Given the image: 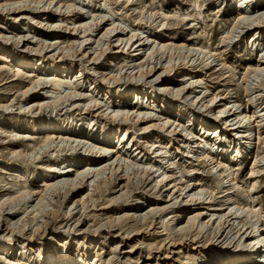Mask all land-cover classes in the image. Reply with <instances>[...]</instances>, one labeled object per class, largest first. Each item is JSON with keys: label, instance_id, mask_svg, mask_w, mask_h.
<instances>
[{"label": "rangeland", "instance_id": "obj_1", "mask_svg": "<svg viewBox=\"0 0 264 264\" xmlns=\"http://www.w3.org/2000/svg\"><path fill=\"white\" fill-rule=\"evenodd\" d=\"M19 1L21 0H0V32L4 31V33H6V36L8 38H14L16 34H19V36L29 35L28 37L29 39L31 37H35L32 39L35 41L42 39L45 40V38L47 37H59V36L61 37L60 40L62 41L69 39L70 41H74L75 37H79V38L82 37V34L79 33H74L75 37L69 35L70 32L73 34L72 28L74 26V23H76L77 25L83 22L92 23L93 22L92 15L98 16L99 21L100 22L102 21L101 27L97 30L96 35L95 34L93 35V37L96 40H99L108 28L110 27L118 28V31L113 33L111 38H108L106 41H101V43L103 45L102 51L108 50L110 48V51L108 50L106 52L107 53L105 54L106 56L108 55L110 57V53L113 54L115 52H119L118 56L120 55V57L115 61H112L113 73L111 75L114 76L117 75L118 77L120 73V76L123 78L121 81V85L127 83L128 79L125 77L128 75H135L139 77L140 72H138L139 71L138 67L140 64L151 62L148 56L149 53L154 48L155 42L156 41L157 43L160 42L159 36H162V38L165 39H169L175 44H185L191 47L195 43L202 45L204 42L203 33L204 32L207 33V37L210 40V47L215 50V53L222 56V60L226 63L228 67L227 69L222 68L221 66H219V62H217V60L212 59L211 60L213 61L212 65L205 68L202 67L201 70L199 68H195L190 71L184 70L185 72L184 71L181 72L179 70L176 72L173 71L170 75H168V77L164 76L162 79L157 80V77L164 71V63L166 62L167 59V56H165L162 59L163 64L156 65V72L158 71L156 74L155 73L148 74L146 78L142 80L141 78L140 79L136 78L137 80H133L130 82L129 86L130 87L137 86L143 91L142 94H145L146 93L145 90H148L149 92L148 97H152L150 95V92L155 91V89H157L161 93L158 98L159 100L158 99L156 100L157 105L159 104V101L161 102L159 108L153 107L154 105H150L151 104L150 102L153 101V99H150L148 103L145 102L146 101L145 99L138 102L141 108L148 110V112L149 111L153 112L152 115H148L149 117L147 116L146 119L143 120V122L141 121L140 123H135V122L128 123V125L131 127L130 135L135 137L136 138L135 142H139L140 144L143 143L144 139L152 138L157 130L156 128L155 129L152 128L154 130L150 128L151 130L149 129L148 130L149 132L148 131L146 132L144 130L141 131V129L147 126H151L153 123L159 124L160 121H157L158 119L155 120L156 119L155 116L160 119V117L162 116L160 112L163 111L164 113L165 111L163 106L165 96L163 95L164 93L162 92V90L165 88L164 84L166 83L165 82L166 79L171 78L172 82L174 81L176 86H179L183 82H187V81L196 82L198 80H202L203 83L200 84L195 83L192 85H188L187 87H189V89L195 88L196 93L199 92L201 93L203 91L205 93V96L212 95L213 97H217V106H222V105L231 106L234 104L241 105V107L243 106L242 108H240L242 110L239 109L237 110V107H234L235 109L232 108L233 112L235 111V113H239L243 111L244 105L247 103L248 100L247 94L244 91L245 89H243V87L241 86L242 77L245 74V72H247L249 69L256 68L260 56L261 55L264 56L263 46H260L258 48L254 46L252 49V46L249 43L251 41L252 32L248 33L243 40H241L240 38H236L227 50L223 49L222 44H220V39L234 27L236 21L241 17L240 12L233 6L230 0L220 1V4L223 5V9L221 10L220 13H218L219 12L218 6L220 5V4L218 5V0H129L128 3L126 2V0H74V8L72 9V13L65 15L66 17L65 20L66 19L69 20L70 26L67 29L68 31H66L64 34L62 33L61 35L55 34L56 32H52V30L50 31L48 30L50 21H55V20L58 21L60 20L61 17H57L54 20L47 19V17H42L43 8L40 10V15L37 16L36 19H33V21L26 18L21 22H17L16 24H13L11 20L12 16H6L7 13L6 9H9L10 5L15 4L16 2ZM46 1L47 0H44V2ZM53 1L54 3L51 6V9L55 6V4L58 1H61L59 3L61 6L63 4H66V0H53ZM6 5L7 7H5ZM255 6L256 5H253L252 8H250V10L248 11L250 13L255 12L256 11ZM51 9L49 11H51ZM55 10L56 7L53 8V11ZM157 11L158 12L160 11V13H163L166 16L170 17L169 18L170 26H168L167 28L160 27L158 24L159 23L158 17H155L153 19H148L150 13L153 14L156 13ZM91 12H93V14ZM141 12L142 15H140ZM34 13H38V12L35 11ZM48 15L50 18L51 16L50 12ZM120 28L124 29L125 31L124 32L121 31ZM132 29L140 30V31L136 33V35L138 36L132 40L129 46H127L125 42L121 43L117 41L118 37L130 38L131 35L133 34L131 31ZM49 33L51 34L50 36H48ZM141 38H143V40L145 41V45H147L142 47L144 48L143 50L141 48H137L136 45L137 40ZM261 40L264 42V38ZM10 42L8 43V46H11L13 49L17 50L20 53L22 52L21 47L17 48L15 47L12 41ZM88 43L90 44V46L94 45L93 41ZM88 43L85 48H87L90 51L89 49L90 46ZM94 46H96V44ZM94 46L93 48H95ZM135 49L136 50L139 49V51H134ZM52 50L53 49L47 50V53L50 52L51 54H53L54 52H51ZM93 51L91 53H93ZM185 51L177 50V49L174 50V52L172 53L173 63H175L176 65H180L181 63H184L182 62L183 61L182 59H185V63H187L188 66L193 65L194 67H197L199 63L198 62L191 63L190 60L191 57L189 56V54H186ZM158 54H156L157 59L160 57L158 56ZM193 55H196V58H198L200 54L193 53ZM46 56H48V54ZM93 56L94 55H92L91 58H93ZM87 57H89V55ZM186 57L189 58L186 60ZM6 59L8 58L2 56V54L0 53V203L6 201V199H9L10 197L11 198L13 197L14 199L16 196L17 198L18 192L20 190H24L26 187H28L34 193V197L29 199L26 203L17 201L15 203L16 205H8L7 207L5 206L4 207L5 209H3V211L1 212L0 239L2 240L8 239L10 235L8 234V231L5 230L7 229L8 225L9 226L11 225V227L19 228L14 233L15 235L17 234L16 235L18 236L17 238L18 239L25 238L27 239V241L25 243H22L21 240H18L17 242L13 243L11 247H8V249L7 248L0 249V264H14V263L37 264V261L41 259V257H39V254L37 253L38 245L43 243L45 251H48L49 249L59 248V245H57L59 241L63 243L68 242V247H69L68 249H70L72 253L75 252L80 245L83 246L81 248L83 249L82 254L87 249L90 251L93 248L96 250L98 248L100 249L103 248V250L101 251L103 256L102 264H106L105 263L106 261H111L112 263L110 264H137L138 262L137 260L138 258H140L139 252L141 249L145 251L144 253H142V257L144 256L146 258L140 259L139 264H166V263L171 264V258H169L168 262L165 261V255H163L164 254L163 251L164 248L169 247L168 243L171 240L177 241L178 237L177 235L171 236L170 231H164L165 227H163V224H161L162 221L161 219H159L161 214H158L156 216L157 217L156 222L158 224L156 223L150 228H147V226H145L144 228H146L147 230L143 228L142 232H144L143 234L144 237L139 235L138 237L133 238L134 234L128 235V239H126V242L120 245L119 249L121 250H119V252L116 251L112 253V248L119 245V243L121 242V238H119V234L121 233L120 235H122L128 230H132L136 228L137 221H133L132 219L128 220L127 216L134 215V217L136 216L149 217L150 213L153 212V210L161 209L163 207H168L169 205L174 203V200L169 203L164 202V201H168L170 198L165 199L163 202H159L158 197L151 195L152 193H154V190H152L151 185L148 186V183L150 181H147L146 183L145 178L144 179L142 178L141 183H138L137 181H139L138 179L140 177L133 175L131 176V183H130V185L132 186L129 187L131 194L129 193V195H127L129 196L127 200H126L127 196H125V198L123 196H122L123 198L121 197V194H123V192L126 190H122V187L113 188L112 186L107 192L103 194L99 193L100 190L99 192L94 191L96 186H94L95 188L94 189L92 188L91 190H89L88 188L87 190H85L86 187L85 186L78 193L74 194L73 196L72 195L69 196L68 199H64L62 197L59 200V205H58L59 206L58 209H60L59 211L60 218L55 222H52L53 220H49L48 225L50 226H46L47 227L46 228L43 225L40 228V233L37 234L35 238H33L31 241L30 235L34 234L36 228L33 229V227H35L37 224V221L34 220L35 214L32 213H35V211L40 209V207L43 204H46L48 200L47 197L43 203H38L39 201L37 198V195L40 194L39 193L40 190L42 189V187H44V184L41 182L42 179L40 174H42L44 170L47 168L48 166L47 161L52 155L61 156L64 155L65 152L68 153L66 155H72V154L73 155L80 154L82 156L86 155V153H84L83 151L84 149L80 148L81 146L78 147L75 150V152L73 150L69 152L66 150L59 151L57 149H55L51 153L48 152V150L38 151L36 142L39 140V138L42 135L38 136V138L37 136L34 137L33 136L34 131L42 132L43 129H41L40 126L38 125L41 123H47L51 118L53 119L55 118L58 122H62L65 119L67 120L68 118H72L74 121L73 126L75 127L77 125L79 128V126L82 125L81 132L83 131L85 135L86 133H89L91 129H93V126L90 125L92 124L90 122V118L97 117L98 119H101V116H103L102 111L105 108L103 110L94 108L89 112H87L81 110L83 108V106L81 105L84 100L82 98H75L72 99L69 103H65L64 105L57 107V109L55 110L43 109L39 111L38 109H36V107L34 109L33 107L34 104L45 99L42 98L40 95L43 96L45 95L44 97L51 96L50 94H47L48 96H46L45 94V91L49 89L48 88L46 90L37 89L31 91L28 94H25V90H27L28 87L27 85L28 81L22 78L20 79L13 77L12 73H10L7 67H2L4 66L6 61L7 62L9 61ZM102 60L103 59H101L99 63ZM75 62H77L78 69L81 68L80 67L81 64L88 66L89 69L87 70V73H91L90 75L94 77L96 75L95 78H99L102 75V72L105 73L106 71L107 74L111 72V68L107 70L101 69V65H99V63L97 64L95 63L94 65H92V62L89 63V58L84 59L83 62L82 61L80 62L79 59L75 60ZM155 63L157 64L156 61L154 62V64ZM132 66L135 67V70L134 69L132 70L133 68ZM188 66L185 67V69L188 68ZM149 70L150 67L146 66L145 71L149 72ZM43 73L46 72L44 71ZM254 86H256V84ZM113 87H116V85H114ZM189 89H187V91ZM132 92H135V90H133ZM256 92H258L256 96L255 95L252 96V97L258 96L256 98L257 104L253 105V109H255L256 112L259 111L258 116H260L263 114V112L260 113V110L264 109V90L262 87H258ZM189 93L188 94L191 95V97L195 95L192 94V90ZM131 95L132 93L129 96H126V98L130 101L131 106L134 107L136 105L135 104L136 100H135V96L131 98ZM203 95L204 94H202L201 97ZM184 97L186 98V96ZM185 98L177 99V100L176 98H174L173 99L174 101L170 109H172L173 111H178L182 108V104L184 105L186 102L188 104L189 103L192 104L190 98L187 99ZM117 99L118 98H116L114 101L116 102ZM131 99L133 100L131 101ZM200 99L195 103L196 105L195 104L190 105L192 109L195 105L194 111L196 112V114L193 117L195 124L192 125L191 127L194 136H189L188 138L189 142H191L190 146L193 147V153L190 154L191 158H187L188 154L186 152L183 153L185 149L186 151L189 149L188 148L189 143H185V140H183V138L181 137V133L183 136L185 135V132H180V134L176 133L177 135H175V133L173 135L172 134L170 135L168 131H171L173 128H169L168 131L163 132L162 138H164L163 139L164 141L162 140V143H157L155 148L148 150L146 152V156L143 155L137 156L138 162L148 163L150 162V159H154L155 161H157L156 163H158L160 162V157L158 155H161L160 153L164 152V154L162 153L163 156L174 157L176 158L175 159L176 164L182 165L183 171L176 170V174L174 178H177L178 179L177 182L180 183V185L183 186L184 188L187 187L188 185L190 186V188L187 189L186 192L198 191L200 188L212 191V193H210L211 194L210 196H212L211 200L209 199L207 193L206 194L207 198L205 200L196 202L194 204L191 203L185 206V208L187 209L185 210V213L183 215L184 219L186 218L185 216H188L189 218L198 212L205 213V215L203 216L204 218L203 220H209L210 215L213 214H215V219H216L219 215H223V214L227 215L229 213L230 209L228 206L231 207L237 206L239 208H244V207L246 208L248 203L250 202V204L256 210L259 211V213L262 216V221L264 223V141H263L264 130L261 131L260 133L259 137L261 138L257 146L255 145V143L259 139L255 140V137H252L253 140L251 139L250 141V144L252 143L251 144L252 146L250 145L249 150L245 152L246 158L244 157V160L241 162L240 166H234L233 161L230 162V167L234 172L233 178L236 179L235 180L236 186L228 190L230 186L229 184L226 183V180L222 176V178L221 177L220 178L223 185L220 187L216 183L218 173L214 165L209 163L208 159L206 160L204 158H200L199 160H197V157L200 156V154H196L198 152L197 151L198 146H197V140L196 138H194L195 132L197 134V137L200 139V141H198L199 144L202 141L200 137L201 135L204 134L207 138L210 137V141L208 142V145L206 144L203 150L205 151L212 150V152H218V153L221 152L222 150V153L228 151V153L231 154L232 151H235L237 150V148L240 147L239 145L240 143H242L241 146L244 143V140L241 139L242 138L241 134L240 133L238 134V132L243 131V129L238 128L239 125L238 126L236 125L237 127L230 126L228 128L229 135L227 137L225 135H222V138L221 137L216 138L218 137L219 132H213L212 130L207 131L202 129L201 125H199L200 120H198L203 117L202 112L204 110V108L200 107L203 101H201L200 104H198ZM43 101L48 102L49 100L47 101L43 100ZM259 105H261V109L258 108ZM213 107H215V105ZM186 108L188 110L186 112V117L183 119L184 121H186L185 122L186 125H188L189 121L187 118L190 117L191 111L189 105ZM199 111L200 113H198ZM204 114L205 117H208V115L210 116V118L212 117V114H210L209 112H206ZM232 114L233 113H231L229 116H231ZM228 115L226 116L229 117ZM151 116L153 117L151 118ZM233 118H234L233 116L229 117V119H233ZM102 119L105 121L107 120V118L105 119L104 117ZM263 119L264 118L262 117L260 118V120ZM214 128L215 126L212 127V129ZM231 128H234L235 130L234 129L230 130ZM207 129H209V127ZM177 130L180 129L178 128ZM222 130L224 132L223 128ZM231 135L232 137L230 138ZM81 137L82 136H80V138H77V140L79 141L86 140ZM83 137L85 138V136ZM179 139L181 143L180 145H183L184 147L183 149L184 151L180 150L179 154H177V151L176 153H174L175 149L173 148L178 147ZM233 139H236L237 141H234ZM215 141L217 142V145L214 144L216 143ZM170 146L172 149L171 151H169ZM160 149H164V150L160 151ZM132 151H134V148ZM166 151L167 153H165ZM87 156H89L88 152L85 157ZM98 156L97 158H99ZM133 156L136 157V154H134ZM92 157L94 158L95 156ZM168 157L166 158L167 160ZM109 159L110 158L107 159L100 158L99 160L93 159L94 160L93 162L90 161L88 163L86 161L81 165V168L82 170H86L89 168L99 169L100 167L104 166V164H107L108 163L107 161ZM256 159L259 162L258 170H260L261 173L254 176L251 174V169ZM65 166L66 165L64 164V166L61 165L60 167H58V169L54 171L55 174L51 176V179L53 180L55 179V181L60 180L63 176L60 171L61 169H64ZM67 170L69 171L68 174L66 175L71 176L74 173L71 172L73 171V168ZM188 171H190V173H188ZM108 176H110V173H108ZM90 182L91 180H89L88 183ZM119 182H121V180L118 181V183ZM255 182H257V186L255 189H253V185ZM125 183L126 182L122 183L120 186H123V184ZM160 187L161 186H159V188ZM163 190L165 191V189ZM93 192L95 193L92 195ZM167 193L168 192H163V196H166ZM177 195H180L179 201L175 200V202L177 201L178 204L181 202L183 197L186 198V194H183L181 196V194L179 193ZM83 196H85V200L88 203L86 204L84 209L81 202V198ZM163 196L161 198H163ZM115 197H118L119 199L117 200V202L111 203V201H114L113 199ZM227 197H230L232 199L231 202L227 201ZM91 198H94L93 202H91ZM118 201L120 202L118 203ZM170 211L171 210L168 209L165 212L168 213ZM45 216L47 217L46 213L44 214V217ZM171 216H172L171 214L168 215V217ZM118 217L122 218V221H125L124 223V225H126L125 229L123 231L122 230L120 231L118 227H115L112 231H110L111 235H107L108 231H105V229H107L108 226L110 225H108L105 228H103L102 225L104 223L107 224L108 222L114 220L117 221ZM227 217H229V214L225 217V221H227V219L228 220L233 219L235 216H231L229 218ZM234 221H236V224L240 222V220L236 218L232 222ZM26 222L28 224V227L25 230L26 235H24L23 233L24 229L20 228V226L22 224L25 225ZM43 223H45V219ZM74 223L77 224L79 223V224L75 226ZM144 223L141 222L140 224H144ZM227 223L228 222H226L225 224L226 232L223 234V239L227 235V239H225L226 242L224 243H226V245H229L230 247L229 246H227L226 248L221 247L222 244L218 245V243H216L217 245L216 244L213 245V246L216 245L215 246L216 249L219 250L224 249L226 253L232 252V249L229 248H231L237 241L233 236L235 231L232 230V227L227 228L228 227ZM117 224L118 222L115 225L117 226ZM182 224L179 225L178 227L184 225ZM167 227L169 226L167 225ZM45 228L46 230H44ZM96 230L97 233L101 231V233L104 236L98 237V235L96 234ZM231 230L232 232H230ZM19 231L21 234H18ZM169 235L171 237L167 239ZM111 236H113L112 237L113 240H111ZM206 237L207 235H205L204 238H202L201 236L202 241H205ZM129 238L133 240H130ZM103 241H106L105 245ZM152 244H153L152 246L153 252L151 251L152 257L151 260L147 261L148 249L146 247ZM177 245L172 249L173 250L172 252H174L172 256L174 258H178L177 253H179L182 250L181 247H178ZM133 246L135 247L134 248L135 250H133L134 252L129 254V251L131 250L130 247ZM160 247H162V249L158 251ZM250 252L252 253V255L250 254V257L255 258V260L259 259V256L261 255L259 252L258 253L256 252L254 254H253V250H251ZM193 253H195V251L192 252L191 254L193 255ZM93 254L90 253L89 258H91ZM158 256H160V261H158L159 258ZM237 256L238 254L232 255L233 258ZM185 261L187 263H190L187 260H183L182 263H184ZM197 264H201V261H199Z\"/></svg>", "mask_w": 264, "mask_h": 264}, {"label": "bare ground", "instance_id": "obj_2", "mask_svg": "<svg viewBox=\"0 0 264 264\" xmlns=\"http://www.w3.org/2000/svg\"><path fill=\"white\" fill-rule=\"evenodd\" d=\"M128 1L129 0H126L127 3ZM220 1L221 0H218V5L220 4ZM230 1L233 4V6L240 12L241 17L236 21L234 27L220 39V44H222L223 49L227 50L236 38H240L241 40H243L245 36L250 32H252V36H251V41L249 43L252 46V49L254 46L257 48L260 46L264 47V42L261 40L264 38V31H263L264 30V0H230ZM43 2L44 0H21L19 2H16L15 4L10 5L9 9H6L7 12L6 16H12L11 20L13 24H16L17 22H21L26 18L33 21V19H36V17L40 15V10L43 8L42 17H47V19H53V20L56 19L57 17H61L60 20L58 21L57 20L50 21V25L48 29L49 31L52 30V32H56L55 34L58 35L59 34L61 35L62 33L64 34L66 31H68L67 29L70 26L69 25L70 23L69 20L67 19L65 20L66 18L65 15L72 13V9L74 8V0H66V4H63L62 6L59 4L61 1H58L53 7V8L56 7L55 11H53V8L51 9V6L54 3L53 0H47L46 2L44 3ZM253 5H256L255 6L256 11L250 13L248 10H250V8H252ZM5 7H7V5ZM50 9L51 11H49ZM222 9H223V5L220 4L218 6V10H219L218 13H220ZM35 11H37L38 13H34ZM49 12L51 14L50 18L48 15ZM91 13L93 14V12ZM140 15H142V12ZM92 16H93L92 23L83 22L78 25L74 23V26L72 28L73 34L70 32L69 35L75 37L74 33L82 34L81 38L75 37L74 41H70V39L62 41L60 40L61 39L60 36L47 37L45 38V40L42 39L35 41L32 40L35 37H31L29 39L28 38L29 35L19 36V34H16L14 38H8L6 36V33H4V31L0 32V37H1L0 53L2 54V56L8 58L6 60H9L8 62L6 61V63L2 67H7L10 73H12L13 77L20 79L22 78L28 81L27 84L28 87L27 90H25V94H28L31 91L37 89L40 90H46L47 88L49 89L45 91V94L46 96H48L47 94H50L51 96L44 97L45 95L44 96L40 95L42 98H45L43 100L45 101L49 100V101L44 102L43 100H41L40 102H37L33 106L34 109L36 107V109H38L39 111L43 109L55 110L57 109V107H60L65 103H69L72 99L75 98H82L84 100L81 105L83 106V108L81 107L82 108L81 110L89 112L94 108H98L102 110L105 108L102 111L103 116H101V119H98L97 117L90 118V122L92 123L90 125L93 126V129H91V131L89 133H86L85 135L83 131L81 132L82 125H80L79 128L77 125L75 127L73 126L74 121L72 118H68L67 120L65 119L62 122H58L55 118L53 119L50 117L51 119H49L47 123H41L38 125L40 126L41 129H43L42 132L34 131L33 133L34 137L37 136L38 138V136L42 135L39 138V140L36 142L38 151L48 150V152L51 153L52 151L57 149L59 151L66 150L70 152L73 150L75 152V150L81 146L80 148L84 149L83 151L84 153H86V155L88 152L89 156L85 157L86 155L82 156L80 154L66 155L68 153L65 152L64 155L61 156L52 155L49 158V160L47 161L48 166L46 165L47 168L44 170L42 174H40L42 179L41 182L44 184V187H42V189L40 190L39 192L40 194L37 195L39 201L38 203H43L47 197L48 200L46 204H43L40 207V209L37 208L38 210L35 211V213H32L35 214L34 220L37 221V224L35 227H33V229L36 228L34 234L30 235L31 241L33 238H35L37 234L40 233V228L43 225L44 227L50 226L48 225L49 220H53L52 222H55L60 218L59 215L60 209H58L59 208L58 205H59V200L62 197L64 199H68L69 196L71 195L73 196L74 194L78 193L85 186H86L85 190H87V188L89 190H91L92 188L94 189L95 188L94 186H96L94 191L99 192L100 190L99 193L103 194L107 192L112 186L113 188L122 187V190H126L123 192V194H121V197L123 196L125 198V196L129 195L130 193L129 187L132 186L130 185V183H131V176L133 175L140 177L138 179L139 181H137L138 183H141L142 178L143 179L145 178L146 183L147 181H150L148 183V186L151 185L152 190H154V193H152L151 195L158 197L159 202H163L165 199L170 198L168 201H164V202L169 203L174 200V203H172L168 207H163L161 209L153 210V212L150 213L149 217L146 216L134 217V215L127 216L128 220L132 219L133 221H137L136 228L132 230H128L122 235H120L121 233L119 234V238H121V242L119 243V245L112 248V253L116 251L119 252V250H121L119 249L120 245L126 242V239H128V235L134 234L133 238L138 237L139 235L144 237L143 235L144 232H142L143 228L145 226H147V228H150L154 224H156L157 223L156 216L158 214H161L159 219H161L162 221L161 224H163V227H165L164 231H170L171 236L177 235L178 237L177 241L171 240L168 243L169 247L164 248L163 255H165L166 262H168L169 258H171V264H178V263L197 264L199 261H201V264H264V255H263L264 254V250H263L264 223L262 221L261 214L250 204V202L248 203L246 208L245 207L239 208L237 206L234 207L228 206L230 209L228 213L229 217L231 216H235V217L230 220L227 219V221H225V217L228 214L219 215L216 219H215V214H213L210 215L209 220H203L204 219L203 216L205 215V213L198 212L189 218L188 216H185L186 217L185 219L187 220L186 222L183 216L185 210L187 209L185 208V206L191 203L194 204L196 202L205 200L207 198L206 197L207 193L209 199L211 200L212 196H210L211 195L210 193H212V191L200 188L198 191L186 192V190L189 189L190 186L188 185L187 187L184 188L183 186L180 185V183L177 182L178 179L174 178L176 174V170L183 169L182 165L176 164L175 162L176 158L174 157L167 156L168 157L167 160L166 159L167 157L162 155V153L164 154V152L160 153L161 155H158L160 157V162L158 163H156L157 161H155L154 159H150V162L148 163H140L138 162L137 159V156L139 155L146 156V152L148 150H151L152 148H155L157 143H162V140L164 139L162 138L163 132L168 131L169 128H173L171 131H168L170 135L171 134L173 135L174 133L175 135H177L180 134V132H185V135L183 136L181 133V137L183 138V140H185V143H189L188 144L189 149L187 151L185 149L184 151L183 150L184 147L183 145H180L181 143L179 139L178 147L173 148L175 149L174 153H176L177 151V154H179V151L183 150L184 151L183 153L186 152L188 154L187 158H191L190 154L193 153V147L190 146L191 142H189L188 138L189 136H194L191 127L192 125L195 124L193 118L194 115L196 114V112L194 111L196 105L195 103L201 98L198 104H200V102L203 101L200 107L204 108L205 111L202 109L203 117L198 120H200L199 125H201L202 129L207 131L212 130L213 132H219L218 137L216 138L219 137L222 138V135H225L227 137L229 135L228 128L230 126L239 125L238 128L243 129V131H239L238 134L239 133L241 134L242 137L241 139L244 140V143L242 146H241L242 143H240L239 144L240 147L237 148V150L232 151L231 154L228 153V151L222 153V150L219 153L212 152V150L205 151L203 149L206 146V144L208 145V142L210 141V137L207 138L204 134L201 135L200 137L202 141L200 144L198 143L200 139L197 137L196 132L194 137L197 140V146H198L197 147L198 152L196 154H200V156L197 157V160H199L200 158H204L206 160L208 159V162L214 165L218 173L216 183L220 187L223 185L221 181L222 176L226 180V183L229 184L230 186L228 190L235 187L236 179L233 178L234 172L230 167V162L233 161L234 166H240L241 162L244 160L246 154L245 152L249 150L250 145L252 144V143L250 144L252 137H255V140L259 139L255 143V145L257 146L261 138L259 137L260 133L261 131L264 130V119L260 120L261 117L264 118V109H261V105L258 106V108L261 109L260 113L263 112V114L260 115L261 117L258 116L259 111L256 112V110L253 109V105L257 104L256 98L258 96L252 97L253 95L256 96V94L258 93L256 92L258 87H262L264 90V56L263 55L260 56L256 68L249 69L247 72H245V74L242 77L241 86L243 87V89H245L244 91L247 94L248 100L247 103L244 105L243 111L239 113H235V111L233 112L232 108L237 107V110L238 109L242 110L240 108H242L243 106L241 107V105L238 104H234L231 106L230 105L217 106V97H213L212 95L205 96V93L203 91L201 93L200 92L196 93L195 88L189 89V87H187L188 85H192L195 83H199V84L203 83L202 80H198L196 82L187 81V82H183L179 86H176L174 81L172 82L171 78L166 79L165 81L166 83L164 84L165 88L162 90V92L164 93L163 95L165 96L163 103L165 114L163 113V111L162 112L159 111L162 114V116L160 117V119L155 116L156 118L155 120L158 119L157 121H160V123L159 124L153 123L151 126H147L141 129V131L144 130L146 132L150 128L151 129L156 128L157 130L152 138L149 139L146 138L143 140V143L140 144L139 142H135L136 138L130 135L131 127L128 125V123L129 122L140 123L141 121L143 122V120H145L148 115H152L153 112L151 111L148 112V110L141 108L138 102L145 99L146 100L145 102L148 103L150 99H153V101L150 102L151 103L150 105H154L153 107L159 108L161 102L159 101V104L157 105L156 100L159 98L161 93L157 89H155V91L150 92V95L153 98L148 97L149 96L148 90H145L146 93L142 94L143 91L137 86H132V87L129 86L131 81L140 78L142 80L146 78L148 74H152V73L156 74L158 72V71L156 72V65L163 64L162 59L165 56H167V59L166 62L164 63V71L157 77V80L162 79L164 76L168 77V75H170L173 71L175 72L178 70L181 72L184 70L190 71L195 68H199L201 70L202 67L205 68L211 66L213 62L211 61L212 59L217 60V62H219V66H221L222 68L227 69L228 67L226 63L222 60V56L215 53V50L210 47V40L207 37L206 32L203 33V37H204L203 44L200 45L195 43L191 47L185 44H175L169 39H165L162 38V36H159L160 42L157 43V41L155 40L156 42L154 48L152 49V51L149 53L148 56L151 62L140 64L138 67L139 68L138 72H140L139 77L135 75H128L125 77L128 79L127 83L121 85V81L123 78L120 76V73H119L120 77L119 76L117 77V75L116 76L111 75L113 73L112 61H115L120 57V55L118 56L119 52H115L113 54L110 53V57L108 55L106 56L105 54H107L106 52L108 50L110 51V48L108 50L102 51L103 45L101 43V41H106L108 38H111L112 34L118 31V28L115 27L108 28L105 31V33L101 36V38L99 40H96L93 37V35L94 34L96 35L97 30L101 27L102 21L101 22L99 21L98 16L96 15H92ZM155 17H158L159 20L158 24L160 27L167 28L168 26H170V21H169L170 17L166 16L163 13H160V11L159 12L157 11L156 13L153 14L150 13L148 19H153ZM120 30L123 32L125 31L122 28H120ZM131 31L133 34L131 35L130 38L118 37L117 41L121 43L125 42L127 46H129L132 40L138 36L136 35V33H138L140 30L132 29ZM50 35L51 34L49 33L48 36ZM10 41L13 42L15 47L17 48L21 47L22 52L20 53L17 50L13 49L11 46H8V43ZM91 41H93L94 45L96 44V46L93 45L95 48H93V46H90V44L88 43ZM87 43L90 46L89 48L90 51L87 48H85ZM136 45L137 48H141L142 50L144 49L142 47L147 46L145 45V41L143 40V38L138 39ZM49 49L50 50L53 49L51 52L54 53L53 54H51L50 52L47 53V50ZM176 49L183 51L186 50L185 53L189 54V56L191 57L190 59L191 63L198 62L199 65L197 67H194L193 65L191 66L189 65L190 66L189 67L187 63H185V59H182L183 60L182 62L184 63H181L180 65H176L175 63H173L172 53ZM92 51L93 53H91ZM134 51H139V49L138 50L135 49ZM193 53L200 55L198 56V58H196V55H193ZM47 54L48 56H46ZM156 54L160 56L158 59ZM88 55L89 57H87ZM92 55H94L93 58H91ZM86 58H89V63L92 62V65H94L95 63L96 64L99 63V61L103 59L99 63V65H101V69L107 70L111 68V72L108 74L106 73V71L105 73L102 72V75L99 78H95L96 75L94 77L90 75L91 73H87V70L89 69L88 66L81 64L80 66L81 68L78 69L77 62H75V60L79 59L80 62L81 61L83 62V60ZM188 58L189 57H186V60ZM155 61L157 62V64L156 63L154 64ZM146 66L150 67L149 72L145 71ZM187 66L188 68L185 69V67ZM133 69L135 70V67H133L132 70ZM44 71L46 73H43ZM255 84L256 86H254ZM114 85H116V87H113ZM187 89L189 90L187 91ZM133 90H135V92H132ZM191 90H192V94H195L192 97L191 95H189L190 94L189 92ZM131 93H132L131 98L135 96V100H136L135 103L136 105L134 107L131 106L130 101L126 98V96H129ZM202 94L204 95L201 97ZM184 96H186V98ZM116 98L118 99L115 102L114 100ZM174 98H176V100L190 98V100L192 101V104L190 103L188 104L185 101L187 103V106L189 105L191 111L190 117L187 116L188 117L187 119L189 121L188 125H186L185 123L186 121H184L183 119L186 117V112L188 110L186 108L187 107L186 103L184 105L182 104V108L178 111H173L172 109H170L174 101L173 100ZM132 100L133 99H131V101ZM193 104L195 105L192 109L190 105ZM214 105L215 107H213ZM206 112L212 114V117L210 118L209 115H208L209 118L205 117L204 113ZM230 112L233 113L231 116H229L231 114ZM198 113H200V111ZM226 115H228L229 117L233 116L234 118L229 119V117H227ZM103 117L105 119L107 118L108 121L103 120L102 119ZM152 117L153 116H151V118ZM213 126H215L214 129H212ZM208 127L209 129H207ZM178 128L180 130H177ZM222 128L224 129V132ZM232 129L234 128H231L230 130ZM80 136H82L81 138L86 140L83 141L77 140V138H80ZM83 136H85V138ZM231 137L232 135L230 136V138ZM233 140L237 141L236 139ZM263 141H264V137H263ZM214 144L217 145V142ZM133 148L134 151H132ZM162 150L164 149H160V151ZM171 150L172 149L170 146L169 151ZM165 153H167V151ZM134 154H136V157L133 156ZM92 156L95 157L93 158ZM97 156L99 158H97ZM100 158H105V159L110 158V159L107 161L108 162L107 164H104V166L100 167L99 169L89 168L86 170H82L81 165L84 162L86 161L87 163L90 161L93 162L94 161L93 159L99 160ZM258 163L259 162L256 159L251 169V174L254 176L261 173L260 170H258ZM64 164L66 165L65 168L61 169L60 171L61 174L63 175L62 178L58 181H55V179L54 180L51 179V176L55 174L54 171H56L58 167H60L61 165L64 166ZM72 168L73 171L71 172L74 173L71 176L66 175L68 174L69 171L67 169H72ZM108 173H110V176H108ZM188 173H190V171H188ZM89 180H91L90 183H88ZM120 180L121 182L118 183V181ZM124 182L126 183L123 184V186H120ZM159 186L161 187L159 188ZM256 186H257V182L254 183L253 189H255ZM163 189H165V191ZM95 192H93L92 195ZM163 192H168V193L166 196H163ZM179 193L181 194V196L183 194H186V198L183 197L181 202L178 204V202L177 201L175 202V200L179 201L180 195H177ZM17 196H18L17 198L16 196L14 199L13 197L12 198L10 197L9 199H6V201L0 203V217H1V212L3 211V209H5L4 208L5 206L7 207L8 205H16L15 203L17 201L26 203L29 199L34 197V193L28 187H26L24 190H20ZM162 196L163 198H161ZM128 197L129 196H127L126 200L128 199ZM93 199L94 198H91V202H93ZM118 199H119L118 197H115L113 199L114 201H111V203L117 202ZM231 200L232 199L230 197H227V201L231 202ZM81 202L84 209L86 204H88L85 200V196L81 198ZM119 202L120 201H118V203ZM168 209H170L171 211L166 213L165 211H167ZM45 213L47 214V217L46 216L44 217ZM169 214H171L172 216L168 217ZM235 218L240 220L238 224H236V221L232 222ZM44 219H45V223H43ZM117 222L118 224L116 226L115 224ZM141 222L144 224H140ZM226 222H228L227 228L232 227V230L235 231L233 236L237 240L236 243L231 248H229L232 249V252H228V253H226L224 249L219 250L216 249L215 247L217 245L216 243H218V245L222 244L221 247H225V248L229 246L226 245V243H224L226 242L225 239H227V235L223 239V234L226 232V228H225ZM124 223L125 221H122V218L118 217L117 221L114 220L108 222L107 224L104 223L102 227L105 228L108 225H110L107 228L108 230L105 229V231H108L107 235H111L110 231H112L115 227H118L120 231L121 230L123 231L126 227ZM182 223L185 224L183 225ZM74 224L76 226L79 223L78 224L74 223ZM166 224L169 227H167ZM181 224L183 226L178 227ZM21 226L20 228L24 229L23 233L24 235H26L25 230L28 227L27 222L25 223V225L22 224ZM46 228L44 230H46ZM17 229L19 228L11 227V225L10 226L8 225L5 231H8V234L10 236L8 237L7 240L0 239V249H5V248L8 249V247H11L12 244L17 242L18 240H21L22 243H25L27 241V239L25 238H20V239L17 238L18 237L16 236L17 234L16 235L14 234L17 231ZM232 230L230 232H232ZM18 234H21L20 231L18 232ZM96 234L98 235V237L104 236L101 233V231L97 233L96 230ZM170 235L167 237V239L171 237ZM205 235H207V237L205 238V241H202V238H204ZM112 237L113 236H111V240H113ZM103 243L105 245L106 241H103ZM214 244L216 245L213 246ZM57 245H59V248L49 249L48 251H45L44 244L43 243L39 244L37 253L39 254V257H41V259L37 261V264H102L103 262V256L101 253L103 248L102 249L98 248L97 250L93 248L90 251L87 249L82 254L83 252V249H81L83 247L82 245H80L79 248L73 253L71 252L70 249H68L69 248L68 242L63 243L59 241ZM176 245L178 247H181V249L183 250L177 253L178 258H174L172 256V254H174V252H172L173 251L172 249L176 247ZM152 246L153 244L148 245L146 247L148 249V251L146 250L148 252L147 261L151 260L152 257L151 255L153 252ZM130 248L131 250L129 251V254L134 252L133 250H135L134 246ZM161 249L162 247H160L159 250L157 248L158 251H160ZM251 250H253V254L256 252L257 253L259 252L261 254L258 260H255V258L250 257V254L252 255V253L250 252ZM194 251L195 253H193L192 255L191 253ZM144 252H145L144 250L142 249L140 250L139 252L140 258H138L137 264H139L140 259L146 258L144 256L142 257V253ZM90 253L92 254L94 253L91 258H89ZM234 254L235 255L238 254V256L233 258L232 255ZM158 257H157L158 261H160V256ZM183 260H187L190 263H187L186 261H185L186 263L185 262L182 263ZM105 263L110 264L112 262L106 261Z\"/></svg>", "mask_w": 264, "mask_h": 264}]
</instances>
